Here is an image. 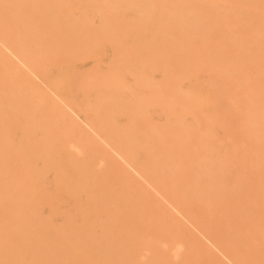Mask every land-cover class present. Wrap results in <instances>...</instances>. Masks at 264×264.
Masks as SVG:
<instances>
[{
    "label": "bare ground",
    "instance_id": "bare-ground-1",
    "mask_svg": "<svg viewBox=\"0 0 264 264\" xmlns=\"http://www.w3.org/2000/svg\"><path fill=\"white\" fill-rule=\"evenodd\" d=\"M229 7L228 0H0V264H173L184 250L191 264H264V139L247 146L246 166L241 149L185 123L199 110L178 89L206 62L238 91L234 103L247 101L264 117V100L240 89L241 69L264 62L257 25L264 0H236L233 16ZM145 33L164 38L159 51ZM107 55L111 78L83 74L87 60ZM57 68L70 71L59 90ZM128 72L140 74L143 94L123 91ZM159 72L167 79L154 87L148 80ZM153 106L167 124L152 126ZM51 172L49 189L73 198L76 213L47 212L37 177ZM186 214L206 219L210 233Z\"/></svg>",
    "mask_w": 264,
    "mask_h": 264
},
{
    "label": "rangeland",
    "instance_id": "rangeland-1",
    "mask_svg": "<svg viewBox=\"0 0 264 264\" xmlns=\"http://www.w3.org/2000/svg\"><path fill=\"white\" fill-rule=\"evenodd\" d=\"M228 1L230 3L229 8L231 10V16H233V13L236 8V0H228ZM230 24L231 26H234L233 20H231ZM257 25L259 26L260 30L262 29L261 31H264V27H262V25L264 26V18H262L260 20V23ZM148 26L150 28L153 25L149 24ZM238 26L239 25H237L236 27L234 26V27L238 28ZM212 27L215 29H218V28H221L222 26L217 24L215 26L213 25ZM151 38H153L151 33L150 35L149 33L144 34V40L146 39L145 41H147L148 39V42L154 41L155 45L153 44V46L156 52L159 51L163 45L164 41L162 40H164V38L163 37H158V39L157 38L151 39ZM263 41H264V38L262 42ZM197 42L198 41L195 40V43ZM261 44L263 45L264 42ZM251 47L253 46L252 45L249 46V50H248L249 53H253L251 50ZM254 57L255 56H253V59ZM110 58H111V55H107V56H104V58L97 57L96 59H89V61L87 60L82 67L83 74L84 75L90 74L91 76L93 74L92 78L95 79V81H99L100 79H105V78H111L113 76V73L109 67V62H110L109 60H111ZM253 59L252 61L254 62ZM256 62L257 61H255L254 63ZM205 64L206 62L204 63V66L206 68L207 67L206 65L208 64L206 65ZM202 65L199 66L198 71L194 70L195 72L193 73L194 75L192 77L188 78L187 80L186 79L180 80L181 83L179 81V84H182V85L180 86L181 88H178V89H181L183 93L186 94L185 97L186 96L188 97L185 100L187 101L188 99V102H189L190 97H191L190 102L194 104L195 111L199 110L198 112H200V113L196 112V114H200L198 118L196 114H188L185 117L186 118L185 123L190 124L189 126H193L195 125V123L198 122L197 124L198 127L200 126L199 124H201L202 126L199 129L201 130L203 128L202 130L213 132V135H215L214 136L215 140L217 139L216 141L222 146H225L227 148H230V147L237 148L238 147V149H241V151L239 152V160L242 162L244 161L243 163L246 166H249L251 162L249 159L243 158V154L247 146L251 143H253L252 145L255 148L262 146V144L260 143V141H258V139H264V117L260 116L256 108L252 109L251 106H248L247 101H245L242 104L234 103L235 101H233V99H235V97L238 96V95H234V93L235 92L238 93V91H233L231 93V89L228 85L227 76L225 77V75L221 73L219 75L218 72L215 70H211V69L207 70ZM253 66L255 68H253L251 71L249 70L248 72H247V69L245 68L246 66L241 69L242 73L241 72L240 73L242 74V76L241 74L240 76L244 80V83L241 85L240 89L244 88V91H246V94L250 98H258V99L264 100V62L263 63L260 62L259 64L257 63V66L255 65ZM227 67L228 69H231L229 67H233V65H229ZM172 71H169V73H173V74L178 73L177 70H172ZM8 72L9 71L6 72V75L8 74ZM54 72L56 74H59L57 75L58 76L57 77L58 87L55 88L56 90H59L61 88L62 82H67V80L69 81L70 71H68L67 68H62V69L57 68L55 69ZM245 72H246L247 80L245 79L246 78L245 74H243ZM128 73H123L122 76L120 77V82L122 83L121 85L123 87V91L129 92V94H132V95H136L137 93L139 95L143 94L146 91V89L143 90L141 87H136V81H135L136 78H138L140 74H138V72L136 74H133V73L131 74V72H128ZM80 74L76 77L80 78ZM163 79H167V76L162 77L159 72V73H155L153 75V78L149 79L148 82H152L154 86V85H158ZM44 81L46 82V80ZM57 81L55 80V83ZM177 84L178 83L176 82V85ZM179 84L177 85V87H179ZM41 86L47 90V88L43 86L42 84ZM154 87H157V86H154ZM136 88H138L137 89L138 92L136 91ZM152 89L154 88H151V90ZM75 91H76V94L78 95V98H82L83 91L80 88L75 89ZM182 97H183L182 100H184L185 98L184 95H182ZM154 108L155 106L149 109L150 111L149 118L151 119L150 121L152 123V126H158L159 124H160L159 126H161V124L162 125L167 124V117L164 115V113L158 107H156L155 109ZM120 116L125 117V115H120ZM195 116H196L195 120L199 118L203 120H200V121L197 120L195 122L194 120ZM132 120L135 121V119H132ZM126 122L127 120L120 121L122 125H124ZM153 123L155 125H153ZM207 126L211 127L212 129L211 128L208 129ZM154 140L155 139H153V141L151 140L153 145L155 142L157 143V141L156 140L154 141ZM53 179H54L53 172L37 177V187L43 193L42 195L47 199V202L45 204L47 212L49 214H52L53 212H58L62 216H63V213L64 214L65 213L66 214L76 213L75 208L77 209V207L75 206H78V205L76 204V201L73 198H66L62 195H56V193L54 194L53 191L49 189V187L52 186V183L54 181ZM84 195L85 194H83L82 196ZM80 204L82 205V208L85 211L90 212V207L88 204H86L84 199L82 202H80ZM255 208L257 210V213H261V210H262L261 205H256ZM186 215L192 224H197V227L201 232L208 233V234L210 233V230H208L207 228L208 221L206 219L201 220L198 217L192 218L190 215L188 214ZM102 217L103 219L105 218L104 216ZM56 220L58 222L61 221L60 219L59 220L56 219ZM190 229L194 231L191 227ZM153 236H154L155 242L159 244L163 242L160 236L156 234ZM175 246L176 245H174V247ZM174 247H173V250H174ZM147 251L146 250L142 251L145 257V258L143 257V260L146 259L144 261L145 263L150 262V259L148 261L149 252ZM200 259L203 260L202 258ZM199 263L202 264V262H198V264ZM173 264H191L189 262V253L185 250L182 251L178 257L173 258ZM192 264H195V261Z\"/></svg>",
    "mask_w": 264,
    "mask_h": 264
}]
</instances>
